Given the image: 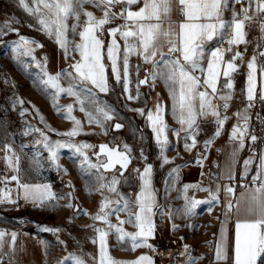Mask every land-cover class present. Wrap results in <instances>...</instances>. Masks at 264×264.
Wrapping results in <instances>:
<instances>
[{
    "label": "snow or ice",
    "instance_id": "snow-or-ice-1",
    "mask_svg": "<svg viewBox=\"0 0 264 264\" xmlns=\"http://www.w3.org/2000/svg\"><path fill=\"white\" fill-rule=\"evenodd\" d=\"M243 0H236V3H242ZM19 4L31 16H34L37 23L41 26V30L49 37H55L56 43L64 51L65 59H68L71 53L78 54L79 60L69 65L68 69H62L56 74H50L46 71L47 58L43 63L36 61L34 49L43 47L35 40H30L24 36H19V41L15 43L13 52L17 59L20 57H31L36 61L38 67L43 73L39 84L43 85L44 90H54L52 99L53 107L57 113H65L64 119L70 120L73 127L59 135L69 137L70 140L80 135L83 131L84 123L77 119L72 113L74 105H59L61 95L73 97L78 110L84 113L88 125H96L100 127L104 134H107V122L114 119V110L107 104L101 103L98 99V92L107 94L110 90L108 68L110 67L112 76L117 84H122L123 91L127 95L128 100H136L139 98V85L152 83L157 80L164 83L168 89L169 96L172 100V115L177 123L181 125V130L186 132L185 139L191 140V143H185L186 150L194 148L197 144L196 132L199 129L198 117H207L211 115L215 118L217 130L215 137H219L223 131L224 125L229 117L221 114L229 108V101L232 100V94L218 93V84L221 76L224 77L222 88L228 90L234 89V81L232 74L238 71L236 60H242L243 54L239 51L233 53L228 60L224 58V51L216 48L210 53L206 52V45L215 37L224 33L225 29H229V39L227 43L232 51V46L247 44L245 23L252 19L249 15L250 11L254 14L264 13V0H248V7L242 8V16L234 13L233 19L226 24L222 19L225 6V0H19ZM85 4H90L94 8L100 10L103 15L97 18L93 12L84 9ZM117 4H124L125 7L120 12L113 11ZM138 10H132V6L140 5ZM255 6V7H253ZM177 7L180 15L183 17L176 25L171 20V16ZM86 17L83 25L80 24L81 16ZM239 16V18H237ZM114 19H121L124 23L116 27L109 28L108 35L112 37L111 42L105 48L104 42L99 38L104 32V26L110 24ZM74 23L69 25V21ZM167 21V25H165ZM7 31H15L19 35L18 29H13L10 25L4 26ZM82 30L77 33V28ZM261 31L264 32V24L261 25ZM79 35L80 42L75 43L68 38V33ZM4 28H0V35H4ZM117 36L124 42L123 50L117 41ZM167 46V51H164ZM132 55H136L143 59L144 63L151 64L152 70L139 80L137 84L136 95L131 91V74L129 60ZM258 55L264 57V51H259ZM107 60V64L105 63ZM207 62L206 69L202 66ZM23 64V61H20ZM122 65V66H121ZM247 88L246 99L249 101L247 108L243 112H237V123L233 125L230 133V140L237 143L235 151H242L245 147L246 138L255 143L257 137L249 133V116L248 108L252 107V102L256 99V73H257V55H253L247 63ZM136 72L139 73V65L136 66ZM199 72L203 75L198 76ZM261 75H264V68L260 69ZM63 81H67V86L63 85ZM203 89V90H202ZM211 90V92L208 91ZM218 98L220 104H214L213 99ZM261 100H264V92L261 93ZM23 104V100L20 101ZM140 115H146L150 122L151 129L155 134L156 143L159 145L161 155H163L168 144L167 129L168 126L164 120L166 108L164 105L157 103L154 110L134 109ZM43 121V117H41ZM112 127L115 130L122 129L123 125L115 123ZM51 130V129H50ZM33 131V129H29ZM42 137L37 143H42L48 151L51 160L55 163L58 160V150L60 148L74 149L83 157L82 164H87L89 169L100 168L105 171H111L119 165L121 171L119 177L124 176L131 163V148L124 145L121 151L119 146L109 147L107 144L99 146L97 153L98 163H92L87 154L83 151L90 148L88 144H75L71 142L62 143L60 141L51 142L44 131L35 129ZM54 131V130H53ZM175 131V130H173ZM175 134L179 136V131ZM212 143V140L205 142V147ZM7 153L4 159L8 166L16 173H19V156L13 152L11 146H4ZM235 151L233 155H235ZM103 155L106 160H100ZM164 163H169L167 157H164ZM253 160L249 158L243 162L244 172L242 178L247 180L250 166ZM57 167L59 165L57 164ZM139 173L141 186L139 192L134 198L124 196L117 190L120 184V178L113 175L109 183H101L99 188H107L111 193L117 196V200L112 201L105 197L100 204L99 211L91 219L94 221H103L109 230H114L117 235L118 242L131 243V250L138 248H148L155 252L156 249L150 239H154L155 224L153 217L156 215L154 209L158 207L154 189L152 188V166L147 165L142 172ZM175 171V169L173 170ZM99 180H105L102 175ZM229 181L235 179L234 175L228 176ZM10 181H15L19 188L23 189V199L32 203L36 207H55L52 201H58L63 197H58L51 192L48 185H30L21 183L18 175H12L10 178L5 177L0 183L5 185ZM245 189L240 193V199L233 202L236 196L235 188L229 184L224 186V192L229 199L225 205L227 217L235 208L240 211L241 201L246 203L245 212L248 217L237 219L235 223L234 238L232 243V264H264V154L259 158V164L254 175L251 176L250 183L241 185ZM189 188H196L198 191L209 192L210 200H196L194 197L185 195V205L182 209L177 210V214H183L187 217L195 215L197 208L204 203L219 202V194L221 186L217 185L215 192L208 188H201L199 185H185L184 192L187 193ZM10 190L4 191L0 195V204L17 203L10 197ZM73 208L74 205L69 203L65 205ZM107 209V210H106ZM127 215L126 220L119 219V213ZM88 213L85 212V215ZM115 215L118 224H112L109 217ZM171 216V213H169ZM125 224L131 225L136 229L135 232H128L123 227ZM175 225L173 228L175 229ZM42 231L58 233L59 228H42ZM98 233L99 241V257L93 258L94 264H154L152 257L148 255H140L132 261H116L109 255L107 237L110 232L100 228L94 229ZM5 232L0 231V251L4 246ZM17 234L11 233V246L14 250ZM97 241L94 240L93 243ZM62 243V242H61ZM185 245V251H187ZM215 259L217 262L228 260L227 251V230L221 229L220 242L216 245ZM60 264H86V261L75 254H69ZM188 264H197L194 257H190Z\"/></svg>",
    "mask_w": 264,
    "mask_h": 264
},
{
    "label": "rangeland",
    "instance_id": "rangeland-1",
    "mask_svg": "<svg viewBox=\"0 0 264 264\" xmlns=\"http://www.w3.org/2000/svg\"><path fill=\"white\" fill-rule=\"evenodd\" d=\"M84 9L93 12L96 17L101 14L100 10L90 4H85ZM85 19L86 17L82 15L80 18L81 25ZM68 23L71 25L74 21L70 20ZM6 24L13 29H18L19 35L15 31H7V28L4 27ZM0 28H4L5 31L4 35H0V144H3L0 146V180L18 175L21 183L48 185L51 191L55 190L56 196L63 197L58 201L50 202L56 205L55 207L41 208L30 203V209L26 211H16L12 208L13 203H3L0 204L4 207L2 212L13 217L23 216L21 218L22 224H27L26 229L35 231L52 242L50 245L52 247L50 264H60L69 254L81 256L86 264H94L93 258L96 248L95 243H93L96 236L94 229L101 222L103 225L105 224L103 221H94L91 217L98 213L101 201L105 197L112 201L117 200V196L109 192L107 188L100 191L96 189L101 183H109L113 175H116L121 181L117 185V190L122 185L121 189L126 196H129L127 183L123 177H119L118 170L106 172L100 168L97 172L96 169H89L87 164H82L83 157L74 149L60 148L57 153L58 160L54 163L43 144L35 143L42 137L39 132L34 130L44 131L51 142L91 145L90 148L83 151L92 163L99 162L96 155L97 144L102 141L108 142L112 146L118 144L121 149H124V145H128L131 148L130 155L133 158L131 167L149 160L150 152L158 155V147L151 141H145V138H148V131L142 129L141 121L134 117V111L116 94H98L101 103L107 104L114 110V119L107 122V134H104L100 127L87 124L84 113L78 110L79 106L75 105L73 97L61 95L58 104L63 106L73 104L74 111L72 114L84 123V127L81 134L71 140L69 137L59 135L58 133L69 131L73 127V123L63 118L66 112L58 114L54 109L52 99L54 90H48L47 96L50 100V106L47 110H43L40 104L33 103L29 99L30 95L27 91L31 89L30 83L35 82V80L28 74H36L41 79L43 73L36 67V61L43 63L45 57L47 58L46 71L48 73L56 74L62 69L71 71L69 65L77 60L78 54L71 53L70 48L69 57L65 59L64 51L56 43L55 37H49L41 30V26L35 17L23 9L19 0H0ZM81 30L82 27L77 28V33ZM21 35L30 40H35L43 46L40 48L33 47L36 61H33L31 57L17 59L13 47ZM68 38L75 43L80 42L79 35H73L71 32L68 33ZM21 60L23 64L20 62ZM62 83L65 87L67 86V81ZM21 100H23V104L20 103ZM41 117H43V121ZM116 122L123 123L125 128L114 130L112 126ZM29 129H33V131H29ZM5 145L11 146L13 152L19 156V173L14 172L4 159L6 154L11 155L6 152ZM144 156H146V160L143 158ZM99 159L106 160V157L101 155ZM185 164H188V161ZM191 171L195 170L192 169ZM101 175L105 177V180L98 179ZM7 190H10L9 194L12 199L17 202L25 201L23 189L19 188L15 181H10L6 185L0 183V195H3V192ZM69 203L73 204L74 207L65 206ZM35 208H41V213L35 212ZM85 212L88 214L85 215ZM184 225L185 223L175 225V232H183ZM45 227L59 228L60 231L58 233L42 231L41 229ZM187 228L188 232L184 233L191 235L193 231L197 230L206 232L208 226L203 225L197 229L195 223L192 222ZM23 245L29 253L31 251L35 255V252L36 257L40 258V254L36 251L39 248L36 238L30 235L25 236Z\"/></svg>",
    "mask_w": 264,
    "mask_h": 264
},
{
    "label": "crops",
    "instance_id": "crops-1",
    "mask_svg": "<svg viewBox=\"0 0 264 264\" xmlns=\"http://www.w3.org/2000/svg\"><path fill=\"white\" fill-rule=\"evenodd\" d=\"M142 6L134 5L132 10H138ZM125 7L124 4H117L113 8V11L120 12L121 9ZM255 7V6H253ZM241 7L236 3V0H225V6L223 11L222 19L226 24L230 23L233 19V14H239L242 16ZM103 13L97 17L101 18ZM252 16L251 24L254 29L257 28L261 39H263L264 45V32L261 31V25L264 24L258 19V14H254L253 11L249 12ZM239 16L237 18H239ZM183 17L180 15L177 7H174L171 20L177 26L181 22ZM124 23L121 19H114L110 24L104 26V33L107 36L106 40L99 38L104 42L105 48L111 42L112 37L108 35V29L116 27L119 24ZM165 21V25H167ZM246 40L249 41L247 44H241L239 46H232V51L229 52L227 49L229 45L227 40L230 38L228 35L229 29H225L224 33L215 37L211 42L206 45V52L210 53L216 48H220L224 51V58L228 60L232 57L233 53L239 51L243 54V59L235 63L238 65V71L232 74V80L234 81V89L228 90L226 88L220 89L224 84V77L221 76L218 84V93L228 94L231 92L232 100L229 101V108L226 115L229 117L224 125L223 131L219 137H215L214 133L217 129L212 126V121L215 120L211 115L207 117H198L199 129L196 132L197 144L194 148L186 150L185 143H191V140H186V132L181 130V125L177 123L176 119L172 115V100L169 96L168 89L165 87L164 83L157 80L153 85L151 82L145 85H139V98L136 100H128L127 95L123 91L122 84H117L114 77L112 76L110 67L108 68V77L110 90L107 94L99 93L100 95H112L116 94L119 98L124 100V102L129 106V108L134 111V109H144L145 113L148 110H154L155 105L160 103L165 106L166 111L164 113V120L168 126L167 136L168 144L165 148L163 155H161V150L159 145L156 143L155 134L151 129L150 122L147 120L146 115H140L138 111H134L135 119L141 121L144 131H148V138L145 141H151L155 146L158 147V155L156 153H149V160L143 161L140 165H133L129 171H127L123 178L125 179L129 190V196L132 198L139 192L141 181L139 179V173L135 171L139 169L140 172L147 165L152 166V188L155 192L156 204L158 207L154 209L156 215L153 217L155 224L154 236H168L171 234L182 235L190 246V257H194L197 264H232V243L234 238L235 223L237 219L252 218L248 217L245 208L246 203L241 201L240 211L237 212L234 208L233 211L226 217V203L229 199L228 195L224 192V186L231 184L236 190V196L233 198V202L240 199V193L244 192L245 189L241 187V183L246 181L242 178L244 172L243 162L249 158H252L253 163L250 166L249 175L247 181L251 180V176L255 174L257 166L259 164V158L264 154V146L261 147L257 152L252 153L248 151V138L245 140V147L242 151H235L237 149V143L230 140V133L233 125L237 123V117L234 115L237 112H243L247 108L249 101L246 99V88H247V63L251 57L255 54L257 55L258 49V32H250L246 28ZM117 41L123 50L124 42L117 36ZM164 51H167V46H165ZM264 51V48H263ZM79 55L77 60H79ZM76 60V61H77ZM107 64V60L105 59ZM130 64V74H131V91L133 95H136L137 84L139 80L145 78V76L152 70L151 64L144 63L143 59L132 55L129 60ZM139 65V73L136 72V66ZM122 66V65H121ZM205 69L207 67V62L205 61L202 65ZM264 68V62L260 63L257 55V73H256V86H255V96L261 95L264 92V75H261L260 69ZM198 76L203 75L199 72L196 73ZM211 92L210 89H208ZM214 104H220L218 98L213 99ZM253 108H248L247 114L249 116V133L251 132V115ZM175 130V131H173ZM179 131V136L175 134ZM144 137V136H143ZM212 140V143L205 147V142ZM235 151V155H233ZM164 157H167L169 163H164ZM146 160V156L143 157ZM188 161V164L185 162ZM175 169V171H173ZM194 169L195 171H191ZM186 170V172H185ZM234 175L235 179L229 181L228 176ZM124 182V181H123ZM49 184V183H48ZM133 184V185H132ZM185 185H199L201 188H208L215 192L217 185L221 186L219 194V202L213 201L212 203L201 204L195 215L187 217L183 214H177L178 209H182L185 205V195L188 197H194L196 200H210L211 197L209 192L198 191L196 188H189L188 192H184ZM125 187V188H126ZM120 186L119 192L125 193ZM53 191V192H52ZM55 193V190H52ZM128 197V196H126ZM4 207L0 205V231L5 232L7 235L4 237V246L2 251H0V264H50V257L52 254V247L50 246L52 242L41 234H37L35 231H29L22 224V217H13L2 212ZM35 212L41 213V208H35ZM47 213V212H44ZM171 213V216L169 215ZM119 219L126 220L127 215L123 212L119 213ZM112 224H118V220L115 215L109 217ZM195 223L197 229L205 225L208 228L206 232L193 231L191 235H188V225ZM185 223L183 232H175L173 225H180ZM128 232H135L136 229L131 225L125 224L123 226ZM211 227V228H210ZM96 228L109 231L110 234L107 237L108 251L109 255L116 261H132L137 259L140 255H148L152 257L146 248H138L135 251L131 250V243L125 242L123 244L118 242L117 235L114 230H109L107 225H103L101 222ZM226 228L227 230V251L228 260L217 262L215 259V249L216 245L220 242L221 229ZM178 229V228H177ZM209 230V232H208ZM15 232L17 234V239L15 242L14 250L11 246V233ZM32 236L37 240L36 249L40 258L38 259L30 251L26 250L23 245L25 236ZM95 240V258L99 257V241L98 233L96 232ZM205 246H209L210 255L206 256L202 249ZM51 249V250H50ZM29 253V256L27 254ZM153 259V258H152ZM190 259V258H189ZM189 259L182 262L180 259H172L167 261L165 264H188ZM154 264L157 263L154 259Z\"/></svg>",
    "mask_w": 264,
    "mask_h": 264
},
{
    "label": "built area",
    "instance_id": "built-area-1",
    "mask_svg": "<svg viewBox=\"0 0 264 264\" xmlns=\"http://www.w3.org/2000/svg\"><path fill=\"white\" fill-rule=\"evenodd\" d=\"M238 5L241 8H247L248 7V0H243L242 3H238ZM258 19L260 22L264 21V13H259ZM245 28L250 32H258V51H263L264 45H263V39H261L259 35V31L257 28L254 29V26H252L251 21H246ZM102 39L106 40L107 36L103 32L102 35H100ZM258 59L260 63L264 62V57H260L258 55ZM240 60H238L239 62ZM224 89V88H220ZM203 90V89H202ZM260 95L256 96V99L252 102V115H251V132L250 135H255L257 137V140L255 143H252L250 139H248V151L255 153L257 152L261 147L264 146V100H261ZM221 114L224 115L223 109H221ZM212 126L214 129H217V124L215 123V120L212 121ZM251 181V180H250ZM250 181H243L241 183L242 185L245 183H250ZM12 208L16 211H26L30 209V203H27L25 201H18L17 203L12 205ZM149 243L153 245V247L156 249L155 252L150 251L148 248V253L152 256V258L159 264H165L169 260H176L180 259L182 262L186 261L190 258L191 252H190V246L187 240L180 234H171L168 236H155L154 239H150ZM185 245H187V251H185ZM202 252L209 256L211 251L209 246H205L202 249Z\"/></svg>",
    "mask_w": 264,
    "mask_h": 264
},
{
    "label": "bare ground",
    "instance_id": "bare-ground-1",
    "mask_svg": "<svg viewBox=\"0 0 264 264\" xmlns=\"http://www.w3.org/2000/svg\"><path fill=\"white\" fill-rule=\"evenodd\" d=\"M32 47H35V45H32ZM34 71V70H32ZM31 78H34L35 82L30 83L31 89L27 91V93L30 95L29 99L33 103H38L40 106L43 107V110H47L49 108V97L47 96L48 90L45 91L43 85L39 84L40 78L36 74H28ZM39 75V74H38ZM29 79V78H28ZM31 81V80H30ZM29 81V82H30ZM29 85V84H28ZM30 86V85H29ZM54 119V118H53ZM54 121V120H53ZM56 122V121H55ZM37 143V141H35ZM38 144V143H37ZM36 145V144H35Z\"/></svg>",
    "mask_w": 264,
    "mask_h": 264
},
{
    "label": "water",
    "instance_id": "water-1",
    "mask_svg": "<svg viewBox=\"0 0 264 264\" xmlns=\"http://www.w3.org/2000/svg\"><path fill=\"white\" fill-rule=\"evenodd\" d=\"M116 123H119V122H116ZM120 124L123 125L122 129H124V128H125V125H124L123 123H120ZM113 129H114V127H113ZM122 129H120V130H122ZM114 130H115V129H114ZM116 131H117V130H116ZM102 144H107L109 147H116V146H119L118 144L115 145V146H111L109 143H101L100 145H102ZM100 145H99V146H100ZM119 147H120V146H119ZM120 150L123 151L124 149H121V148H120ZM97 153H99V151H98ZM131 157H132V156H131ZM132 163H133V158H132V160H131V163L128 165L127 170L124 171V174L129 170V168H130V166L132 165ZM118 166H119V165H117L116 168H117ZM116 168L113 169V170H111V171L116 170ZM102 169H103V168H102ZM103 170H104V169H103ZM104 171H105V170H104ZM111 171H106V172H111ZM120 171H121V169H120ZM120 171H119V172H120Z\"/></svg>",
    "mask_w": 264,
    "mask_h": 264
},
{
    "label": "flooded vegetation",
    "instance_id": "flooded-vegetation-1",
    "mask_svg": "<svg viewBox=\"0 0 264 264\" xmlns=\"http://www.w3.org/2000/svg\"><path fill=\"white\" fill-rule=\"evenodd\" d=\"M101 143H108V142H105V141H102V142H99L97 145V152L99 151V145L101 144ZM112 146V145H111ZM115 146V145H114ZM131 167V166H130ZM130 169V168H129ZM116 170H118V171H120V168H119V166L116 168ZM115 171V170H114Z\"/></svg>",
    "mask_w": 264,
    "mask_h": 264
},
{
    "label": "trees",
    "instance_id": "trees-1",
    "mask_svg": "<svg viewBox=\"0 0 264 264\" xmlns=\"http://www.w3.org/2000/svg\"><path fill=\"white\" fill-rule=\"evenodd\" d=\"M1 145H3V144H0V146H1ZM87 249H88V248L86 247V250H87Z\"/></svg>",
    "mask_w": 264,
    "mask_h": 264
}]
</instances>
